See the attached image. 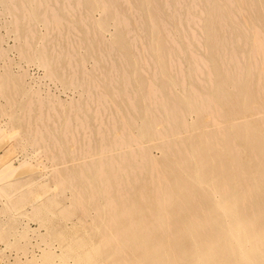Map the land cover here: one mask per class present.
<instances>
[{
  "label": "bare ground",
  "instance_id": "1",
  "mask_svg": "<svg viewBox=\"0 0 264 264\" xmlns=\"http://www.w3.org/2000/svg\"><path fill=\"white\" fill-rule=\"evenodd\" d=\"M0 28L75 92L0 62L1 122L45 158L0 169L16 261L264 264V0H0Z\"/></svg>",
  "mask_w": 264,
  "mask_h": 264
},
{
  "label": "rangeland",
  "instance_id": "2",
  "mask_svg": "<svg viewBox=\"0 0 264 264\" xmlns=\"http://www.w3.org/2000/svg\"><path fill=\"white\" fill-rule=\"evenodd\" d=\"M3 32V30L0 28V33H2ZM4 38V39H3ZM2 38V40H3V43H1L0 45H1V47H6L7 45H8V43H10L9 41L10 40H8L7 39V44H6V38L5 37H3ZM0 42H1V40H0ZM5 43V44H4ZM6 45V46H5ZM10 52H11V54H10ZM10 52H7L6 54V57L5 56H0V62H4L6 65V67L8 66V68H10L11 70H12V72L13 73H21L22 71H20V69L21 70H23V73H24V75H25V72H26V77H24L23 76V80L25 79V81H26V85H27V83H28V86H29V84L31 83L32 85H30V86H32V87H35V82L37 81V82H39L40 84H44V82H45V84H46V86L48 85V86H50L51 87V89L49 88V87H45V85H41V86H38V85H40V84H38L37 82H36V84H38L37 86H38V88H43L41 91H47V90H49L50 92L51 91H53L52 93H54L53 95L55 96V93L57 92L55 89L57 88V90L58 91H60V88H58V86H56L55 85V87H52V85H54V84H52L51 83V85H50V83L49 82H47L46 83V81L44 80H42V79H40L41 77L39 76V75H42V72H41V69H39V68H37L35 65L34 66H32V63H28L27 64V62H24V61H20V62H18V60L16 59V58H14L15 56V52L14 51H10ZM5 55V54H4ZM9 58H8V57ZM11 56L13 57L12 59H13V64H11V62L9 61V59H11ZM16 59V60H15ZM2 60V61H1ZM5 60V61H4ZM6 60H7V63H6ZM16 61V62H15ZM3 62H2V65H3ZM20 64H18V63ZM22 62H24V63H22ZM8 64V65H7ZM1 65V66H2ZM19 65V66H21L20 68H18L17 66ZM13 66H15V68H13ZM23 68V69H22ZM15 69V70H14ZM26 69V70H25ZM39 69V70H38ZM0 70H1V68H0ZM19 70V71H18ZM34 70V71H33ZM37 76H39L40 78L39 79H37V80H35L36 78H37ZM30 77V80L32 79L33 80V82H32V80L30 81L28 78ZM33 77V78H32ZM27 80H29L28 82H27ZM39 80V81H38ZM24 81V82H25ZM43 81V82H42ZM42 82V83H41ZM49 83V84H48ZM34 84V85H33ZM46 88H48V89H46ZM45 89V90H44ZM54 89V90H53ZM62 91V90H61ZM68 91V92H67ZM68 93V95H66L65 93ZM61 93H63V94H61ZM61 93H56V95H57V98L59 97V99H61V100H63L64 98H65V96H70L72 93H75V92H73L72 91V93L70 92V90H66L65 92H61ZM59 94V95H58ZM64 95V96H63ZM56 97V96H55ZM63 98V99H62ZM1 100V99H0ZM1 102V101H0ZM1 110V109H0ZM3 113L2 114H4L5 113V111H3V110H1ZM1 114V112H0V125L2 126L4 123L3 122H1V121H3L6 117H4L3 115ZM4 118V119H3ZM6 129V130H5ZM9 128L7 127V125L5 126V125H3L2 127H0V169H3L6 173H7V177L8 178H13V179H15V178H23V177H27L28 175H31L30 174V172L32 173L33 171L31 170L33 167L35 168V169H40L39 167H38V163H39V161L41 160V161H43L45 158L44 157H39L38 158V160L36 161V160H23V152L25 153H27V151H28V147H26L27 149H25L26 151H23L22 152V148H18L20 145H18V144H16V145H14V139L10 136V135H8L9 134V130H8ZM5 132V133H4ZM13 143V144H12ZM15 146H17V147H15ZM16 149V150H15ZM21 150V151H20ZM152 152H156V150H152ZM7 154V155H6ZM21 154V155H20ZM43 158V159H42ZM6 160V161H5ZM22 161V162H21ZM26 162V163H25ZM46 162V161H45ZM32 163H34V164H32ZM43 163H44V161H43ZM30 167V168H29ZM21 168H23V169H21ZM29 168V169H28ZM11 169H13V170H11ZM20 169V170H19ZM14 170H16V171H14ZM19 172V173H18ZM10 174V175H9ZM34 174V173H33ZM21 175V176H20ZM18 176V177H17ZM39 182H38V190H39V192H43L45 189H46V187H47V185L48 184H46V182L44 181V180H41V179H39L38 180ZM40 184H41V186H40ZM1 213V212H0ZM0 218H1V214H0ZM16 224V225H15ZM15 224H13V226H15V227H18L17 225H18V222H15ZM30 225L32 226L33 224L32 223H30ZM34 226V225H33ZM12 229H14V227H12ZM13 231V230H12ZM13 232H15V231H13ZM13 232H11V234L13 233ZM30 233H27V235H23V236H25V237H22V240L24 239V242H27V238H28V236H30V238H28V240L30 241H28L29 243H31V245L30 244H25V243H22L23 241L19 238V243H20V247H19V244H16L15 246L18 248V251L21 253V252H24V248L26 247V250H25V252L28 254L29 253V249L28 248H30L29 247V245L30 246H32V250L34 249V252H37V250H36V248L33 246V242L32 241H34L33 240V238L31 239V235H29ZM4 235V234H3ZM3 235L2 236H0V237H2V239L3 240H10L11 241V238H10V234L8 235V237H6L5 235V238H7V239H5L4 237H3ZM26 236H27V238H26ZM31 239V240H30ZM21 240V241H20ZM26 240V241H25ZM3 242V244H1ZM16 243H17V241H16ZM21 244H22V246H21ZM25 246H24V245ZM14 245V244H13ZM24 246V247H23ZM4 247V248H3ZM12 247H14V246H12ZM11 247V248H12ZM16 247H14V250H13V248L11 249V248H8V249H6V247H5V243H4V241H1L0 240V264H12L14 261L16 262V264H22L21 262H24L23 260H24V258L23 257H20L19 258V260L21 261H19V260H15L16 258L14 257V254H13V251H16L15 249H16ZM23 247V248H22ZM4 250H3V249ZM20 248H22L21 250H23V251H21V250H19ZM28 249V250H27ZM30 249V250H31ZM8 250V251H7ZM6 252H8V253H6ZM9 253H10V256H11V259H10V256H9ZM5 256H6V258H7V262L5 261L6 260V258H5ZM9 256V257H8ZM12 257H13V259H14V261H12ZM10 262H12V263H10ZM14 262V263H15ZM19 262V263H18ZM13 263V264H14ZM23 264H26V263H23Z\"/></svg>",
  "mask_w": 264,
  "mask_h": 264
}]
</instances>
